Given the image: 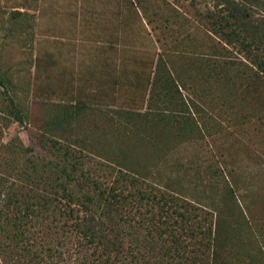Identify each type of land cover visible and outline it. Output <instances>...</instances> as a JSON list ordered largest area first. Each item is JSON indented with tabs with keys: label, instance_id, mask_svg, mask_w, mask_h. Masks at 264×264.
<instances>
[{
	"label": "rangeland",
	"instance_id": "1",
	"mask_svg": "<svg viewBox=\"0 0 264 264\" xmlns=\"http://www.w3.org/2000/svg\"><path fill=\"white\" fill-rule=\"evenodd\" d=\"M222 1L0 0V143L21 164L54 162L59 141L127 169L212 220L218 262L264 264V6ZM175 114L191 132L169 134Z\"/></svg>",
	"mask_w": 264,
	"mask_h": 264
},
{
	"label": "trees",
	"instance_id": "2",
	"mask_svg": "<svg viewBox=\"0 0 264 264\" xmlns=\"http://www.w3.org/2000/svg\"><path fill=\"white\" fill-rule=\"evenodd\" d=\"M245 1L264 6V0ZM241 2L223 0L220 5L231 12ZM253 63L264 72V58L254 56ZM160 97L151 84L145 110ZM2 99L0 131L7 121L1 115L7 107ZM77 104L63 115L78 118L80 108L88 106ZM177 116L182 117H168L169 134L191 132ZM51 143L54 162L29 157L24 164L18 161L20 152L25 154L21 143H0V264H222L219 232L212 220L198 217L192 204L138 181L127 169L107 167L99 174L84 167L70 143Z\"/></svg>",
	"mask_w": 264,
	"mask_h": 264
},
{
	"label": "crops",
	"instance_id": "3",
	"mask_svg": "<svg viewBox=\"0 0 264 264\" xmlns=\"http://www.w3.org/2000/svg\"><path fill=\"white\" fill-rule=\"evenodd\" d=\"M78 10V11H77ZM75 11L76 12H80L81 11V9H75ZM74 11V12H75ZM72 13V12H71ZM77 16H76V18H73V22H74V25L76 26V27H78L79 26V23L78 22H80V20H78L79 19V16H78V14H76ZM75 17V16H74ZM77 19V20H76ZM75 28V27H74ZM114 28V27H113ZM116 31H117V29H116ZM113 33V35H115L116 34V32L114 31V29H113V31H112ZM115 32V33H114ZM88 57V59H91V60H97V57H94V56H91V55H89V56H87ZM91 65H93V62H91ZM79 70V69H78ZM91 83V82H90Z\"/></svg>",
	"mask_w": 264,
	"mask_h": 264
}]
</instances>
